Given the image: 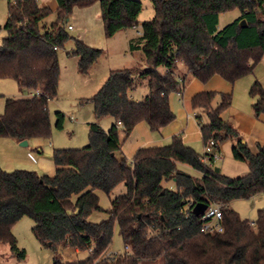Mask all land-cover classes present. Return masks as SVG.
I'll return each instance as SVG.
<instances>
[{
    "label": "trees",
    "instance_id": "1",
    "mask_svg": "<svg viewBox=\"0 0 264 264\" xmlns=\"http://www.w3.org/2000/svg\"><path fill=\"white\" fill-rule=\"evenodd\" d=\"M95 1L106 37L138 25L139 0H56L55 10L38 0H7L0 77L13 78L30 94L5 98L0 137L17 142L50 137L47 104L58 92V50L70 38L67 19L74 8ZM151 1L154 17L143 21L138 35L129 39V50L141 51L144 65L111 69L102 86L82 99L93 104L96 120L113 117L111 127L104 130L90 122L86 145L53 148V175L0 165V243L8 244L17 258L24 259L25 250L17 246L12 227L29 216L35 238L55 254L54 264H61L56 254L65 247L88 252L66 264H264V207L251 225L230 206L235 199L264 192V144L253 153L239 130L222 117L231 104L230 93L198 92L191 104L203 146L213 139L218 152L223 140L232 139L233 157L247 164L244 175L215 171L213 158L202 161V154L180 135L168 144L139 148L128 161L121 153L118 133L122 129L128 135L140 121L151 131L173 122L169 94L181 93L188 76L206 82L219 75L233 83L252 73L264 57V0ZM233 9L239 15L218 28L219 15ZM52 12L55 17L48 21ZM242 19L245 26L240 25ZM73 40L72 54L86 73L102 49L77 36ZM178 63L185 68L182 75L177 74ZM140 77L146 78L148 91L136 101L130 92ZM249 94L254 98V114H264V88L258 80ZM216 96L219 101L213 106ZM202 114L206 123L201 122ZM56 115L55 125L61 129L63 113ZM167 180L174 182V188L164 185ZM118 186L123 189L116 193ZM95 190L110 200L109 216L100 222L88 219L91 212L101 210ZM198 202L222 204L221 232H201L200 215L192 213ZM115 226L126 250L106 257Z\"/></svg>",
    "mask_w": 264,
    "mask_h": 264
},
{
    "label": "rangeland",
    "instance_id": "2",
    "mask_svg": "<svg viewBox=\"0 0 264 264\" xmlns=\"http://www.w3.org/2000/svg\"><path fill=\"white\" fill-rule=\"evenodd\" d=\"M139 1L141 2V9L137 16L138 25L136 27L120 30L116 32L117 38L106 37V44L104 46H96L102 48V53L86 73H82L79 70L78 59L72 54V50L74 49L73 38L74 36H78V31H76V29L67 28L70 38L65 43L64 47L58 50L59 82L57 96L49 100L47 104L51 123V135L49 138L33 137L31 141H41L44 147L48 146L51 149L80 148L88 142V124L90 122H97L104 130H108L111 127L114 120L113 117L106 115L96 120L93 113V104L90 101H83L82 99L92 96L102 86L111 69L134 65H139L141 68L144 65L141 51H135L131 56L125 40L126 32L131 37L137 36L141 31V23L153 18L155 15L151 0ZM39 2L50 7L52 10L56 8V0H39ZM98 6L99 2L95 1L86 7L92 13L95 7L97 9ZM74 13L75 12H72L69 15L67 23L74 24ZM6 15L7 0H0V45L5 34L2 26L5 22ZM238 15V9L221 13L219 15L218 28H222L224 25L234 20ZM54 17L55 13L52 12L48 21H51ZM99 18L101 19L100 13ZM91 21L92 23L95 22L93 19ZM176 71L178 75L184 74L185 68L183 64L178 63ZM190 78L191 76H188L187 81ZM147 91L146 78L140 77L136 87L131 90L130 95L133 96L134 99H137L141 96L143 97ZM29 94L30 92L21 90L13 78L0 77V114L4 111V100L6 97H25ZM218 101L219 97L216 98L213 105L216 106ZM176 102L180 104L178 94ZM56 112L63 113V127L61 129H58L55 125L57 119ZM176 118L177 116L175 119ZM207 120L206 114H202L201 122L204 123ZM118 133L121 137L125 134L122 129H119ZM170 141L171 139L169 143ZM232 144V139L223 140L220 144V151L217 152L218 158L214 160L213 166L220 168L221 173L224 175L236 177L244 175L248 171V167L244 161L237 160L233 157L231 152ZM203 147L202 141H200V146L196 150L202 154ZM182 169L192 175H198V172L189 166H182ZM163 183L169 188H174L175 186L172 180H167ZM122 189V186H118L116 193L122 191ZM95 191L101 192L100 190ZM101 194L104 195L102 197H107L103 192H101ZM99 204L101 210H95L88 216V219L92 222L106 220L109 216L106 212L108 204L105 198L104 205L100 198ZM230 206L239 213L241 218L247 219L250 222L256 221L258 210L264 207L261 203L258 204L256 198H253V196L235 199L230 203ZM33 224L32 218L23 216L13 225L12 233L16 238L17 246L25 250V257L24 259L17 258L11 253L8 244L0 243L1 264H54L53 257L55 254L50 248L41 246L35 238L32 232ZM125 250L126 248L120 235L119 228L115 226L108 252L117 255L123 254ZM87 254V251H78L72 247H65L60 248L56 255H58L61 264H66L78 259H83Z\"/></svg>",
    "mask_w": 264,
    "mask_h": 264
},
{
    "label": "crops",
    "instance_id": "3",
    "mask_svg": "<svg viewBox=\"0 0 264 264\" xmlns=\"http://www.w3.org/2000/svg\"><path fill=\"white\" fill-rule=\"evenodd\" d=\"M38 3L41 6H46L41 4L39 0ZM73 12H75L74 24L67 23V26L71 25L70 29H76V31H78L77 37L90 46H104L106 44V36L104 34L103 24L99 18L100 6H98L97 9L95 7L94 12L92 13L87 7L74 8ZM92 19L95 21L94 23H92ZM116 34L117 33L110 38H115ZM130 38L132 37L126 32L125 40L127 42L128 51L132 56L134 52L129 50ZM160 70L162 71L164 69ZM255 80H258L264 88V57L254 67L252 73L239 78L233 83L226 81L219 75H213L206 82L191 77L185 83V87L181 93L171 92L169 94L170 107L175 112V117L177 116L175 121L171 122L170 125L161 128L159 131H151L147 123L144 121L138 122L128 135L124 134L122 137L119 135L122 142L121 153L128 161H131L137 149L168 144L169 140L174 135H180L185 144L196 150L200 146L201 134L199 123L195 119L194 111L192 109L191 99L194 94L202 91H216L231 94V104L229 108L222 113V117L231 122L239 130L243 140L247 143L250 150L253 153H256L257 146L264 144V114L257 116L254 114L252 108L254 98L249 94V90ZM177 94L179 96L180 104L176 102ZM131 97L133 98V96ZM217 97L218 96L214 98L212 104ZM141 98L142 96L133 99L139 101ZM31 140L33 139L27 140L26 146H21L19 145V142L11 138L0 137L1 167L6 170L29 168L34 169L41 174L53 175L55 172V164L52 159L53 149L48 146L44 147L43 142L41 141ZM218 169L220 171V168ZM101 192L95 191L98 200L100 198L103 205L105 198L108 208L110 205L109 197L107 195V197H102L104 195H102ZM253 198H256L258 204L261 203L262 206H264V192L255 194Z\"/></svg>",
    "mask_w": 264,
    "mask_h": 264
},
{
    "label": "built area",
    "instance_id": "4",
    "mask_svg": "<svg viewBox=\"0 0 264 264\" xmlns=\"http://www.w3.org/2000/svg\"><path fill=\"white\" fill-rule=\"evenodd\" d=\"M68 29L71 28V25L67 26ZM117 125H120V120H117ZM214 140L211 139L208 144L204 145L203 153L201 156L202 161L209 163V158H213V162L218 158L217 151L214 150ZM201 226L200 230L206 234H214L216 232H221L223 230L222 224V204L221 203H212L207 206L202 214H200ZM251 225L254 223L251 221ZM116 254L107 252L106 257L113 258Z\"/></svg>",
    "mask_w": 264,
    "mask_h": 264
},
{
    "label": "water",
    "instance_id": "5",
    "mask_svg": "<svg viewBox=\"0 0 264 264\" xmlns=\"http://www.w3.org/2000/svg\"><path fill=\"white\" fill-rule=\"evenodd\" d=\"M240 25L241 26H245V20L244 19H242L240 21ZM19 145L26 146L27 145V140L24 139L22 141H19ZM214 170L215 171H219L218 167H214ZM207 206H208L207 203L198 202L192 207V213L194 215H200V214H202L204 212V210L207 208Z\"/></svg>",
    "mask_w": 264,
    "mask_h": 264
}]
</instances>
